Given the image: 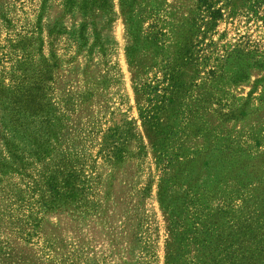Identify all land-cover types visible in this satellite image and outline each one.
Segmentation results:
<instances>
[{
	"label": "rangeland",
	"instance_id": "1",
	"mask_svg": "<svg viewBox=\"0 0 264 264\" xmlns=\"http://www.w3.org/2000/svg\"><path fill=\"white\" fill-rule=\"evenodd\" d=\"M214 6L0 0V264H264V0Z\"/></svg>",
	"mask_w": 264,
	"mask_h": 264
},
{
	"label": "trees",
	"instance_id": "2",
	"mask_svg": "<svg viewBox=\"0 0 264 264\" xmlns=\"http://www.w3.org/2000/svg\"><path fill=\"white\" fill-rule=\"evenodd\" d=\"M198 4L202 7L203 11L206 14V17H208L209 21L206 23L207 24H211L212 21H216L220 18H222L223 13H222V9L221 8H215L214 4L218 1V0H197ZM231 1V0H228ZM203 16H201V20ZM205 27V24H203ZM45 132L47 133V135L49 136V129L47 127H45ZM8 141V140H6ZM9 145V142H6ZM41 152L44 153V151L40 150ZM11 155L14 156L15 158H17V155L15 154V152H11ZM0 166H6V164L1 163L0 162ZM53 179H58L59 176H57V172L55 171L54 174H51Z\"/></svg>",
	"mask_w": 264,
	"mask_h": 264
}]
</instances>
